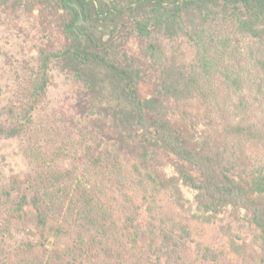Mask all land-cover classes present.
<instances>
[{
    "label": "rangeland",
    "instance_id": "374dc122",
    "mask_svg": "<svg viewBox=\"0 0 264 264\" xmlns=\"http://www.w3.org/2000/svg\"><path fill=\"white\" fill-rule=\"evenodd\" d=\"M88 3L92 16L72 35L63 0H0V129L18 131L0 135V264H262L264 229L252 215L234 206L208 208L193 184L201 185V173L136 123L117 72L66 55L78 46L131 72L149 117L168 119L189 147H203L223 130L214 95L225 98L223 74L234 69L237 40L245 41L233 8L208 15L190 8L180 28H151L147 37L138 22L153 15L148 1ZM46 53L61 57L51 61L41 96L36 85ZM238 55L246 65L249 48L243 44ZM238 155L236 174L244 173L258 196L264 153L247 145ZM134 165L158 181L147 201L131 181L118 182V167L131 178ZM45 188L70 211L50 216L43 228L30 207L16 209L24 193ZM88 199L96 226L85 218ZM162 223L176 227L177 246L163 245ZM182 227L188 234L181 237Z\"/></svg>",
    "mask_w": 264,
    "mask_h": 264
},
{
    "label": "trees",
    "instance_id": "16d2710c",
    "mask_svg": "<svg viewBox=\"0 0 264 264\" xmlns=\"http://www.w3.org/2000/svg\"><path fill=\"white\" fill-rule=\"evenodd\" d=\"M152 5V16L144 22H138V29L143 36L149 37L152 29L156 30L166 27L169 30L180 28L182 17L190 8H195L207 15L215 12V8L222 7L224 11L233 8L232 16L237 23L238 33L243 40H237L234 53V69L228 74H223L227 92L225 98L215 94V100L224 118L223 130L212 138H207V144L203 147H189L180 134L175 131L170 121L159 117L151 119L147 113V104L141 98L137 90V81L134 75L128 70L121 69L106 58L93 52L81 49L78 46L72 47L66 55L74 56L81 64L90 65L100 63L117 72L118 76L125 82V91L130 99L134 110L136 123L153 139L161 142L167 149L180 160L189 163L198 169L203 177L201 185L196 187L204 193L208 208L216 209L227 206L241 208L253 217L257 226L264 229V177L259 178L257 185L262 189L258 190L255 196L251 181L244 177L245 174H236L235 165L241 160L238 151L242 153L243 147L252 145L264 153V0H146ZM70 8L72 20L68 26L69 33L76 35L78 24L83 19L92 15L89 13L88 0H63ZM96 16L101 17L97 11ZM247 40V41H246ZM245 44L249 48V55L246 65L239 57L241 46ZM61 57L59 54H44L41 75L36 85V92L44 96L50 84L49 69L54 58ZM248 68V72L245 68ZM241 70V73L237 69ZM33 109V107H32ZM15 129H0V135L16 136ZM111 154L107 157L109 165ZM101 158L95 160L96 165H103ZM118 182L126 184L131 181L143 190L144 200L147 201V194H150L149 186L156 190L157 179L149 174L143 173L138 165L133 166L134 175L131 178L125 174L123 167H118ZM132 173V174H133ZM153 201L154 194L151 195ZM86 201L84 214L89 223L95 225L94 210L91 199ZM128 201V198L126 199ZM30 207L36 214L37 223L45 228L50 216L57 219V216L69 215L70 208L61 205L58 193L54 189L45 188L42 191H34L31 194H23L16 210L26 211ZM126 208V206H124ZM96 218V217H95ZM135 218H130L134 225ZM164 246L178 245V232L172 224L162 223ZM83 226V225H82ZM85 227V226H83ZM140 224L137 225V230ZM138 233V231H136ZM188 234L187 228L182 227L180 236ZM106 248L115 244L111 237L106 241ZM162 252V249L159 250ZM206 256L218 258L211 250H205ZM159 257V256H158ZM31 264H45L32 260ZM49 264V263H47ZM139 264H142L139 262ZM264 264V258L263 262Z\"/></svg>",
    "mask_w": 264,
    "mask_h": 264
}]
</instances>
